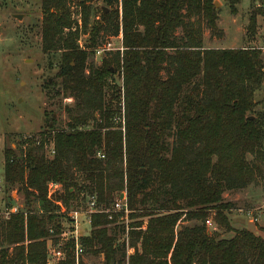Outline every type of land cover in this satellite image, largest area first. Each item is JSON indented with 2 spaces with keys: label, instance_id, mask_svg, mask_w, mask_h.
<instances>
[{
  "label": "trees",
  "instance_id": "trees-1",
  "mask_svg": "<svg viewBox=\"0 0 264 264\" xmlns=\"http://www.w3.org/2000/svg\"><path fill=\"white\" fill-rule=\"evenodd\" d=\"M71 1L40 2L41 49L59 53L45 84L72 104L64 106L63 128L44 111L43 131L4 147L5 185L23 196L30 213L0 218V264H46L44 239L57 220L46 197L50 182L61 186L53 198L67 207L94 196L109 209L125 192L132 253L126 255L116 216L93 214L82 239L84 252L102 255L103 264H264V239L233 230V205L223 199L263 171L256 161L264 162V110L255 111L254 95L264 84V50L205 48L204 28L218 30L212 0H78L81 30ZM94 1L108 11L100 10L82 47L77 39ZM255 31L252 14L247 32ZM104 33L121 35L122 51L89 64ZM210 216L233 235L207 233Z\"/></svg>",
  "mask_w": 264,
  "mask_h": 264
},
{
  "label": "rangeland",
  "instance_id": "rangeland-1",
  "mask_svg": "<svg viewBox=\"0 0 264 264\" xmlns=\"http://www.w3.org/2000/svg\"><path fill=\"white\" fill-rule=\"evenodd\" d=\"M41 0H0V171L3 169L4 147L15 148L24 138L36 135L45 129L44 111L50 113L57 129L67 122L64 106L72 104L70 98L54 96V90L46 81L57 72L59 53H45L41 49ZM217 13V32L204 28L203 46L210 49H238L254 47L264 50V0H212ZM71 17L81 30V14L78 0L70 3ZM88 28L78 39V45L88 43L90 27L100 16V10L108 11L101 1L91 3ZM255 17V34L247 32L250 15ZM14 15H20L16 18ZM98 49L90 56L89 64H100L103 55L122 51L121 35L104 33L97 39ZM98 51V52H97ZM164 78V72H162ZM117 87L122 79L112 77ZM255 111L264 110V84L255 92ZM121 118V117H120ZM118 119V117H116ZM119 120V119H118ZM169 137L167 143H171ZM264 150V145H263ZM253 161V156H248ZM262 172L245 188L223 193L224 201L233 207L227 213L233 230L246 229L264 239V162L256 161ZM7 186L0 194V209L6 203ZM22 198V195H19ZM20 198V199H21ZM80 206V204H79ZM36 211V204L32 208ZM212 222L207 233L216 232L219 238L228 239L233 233L219 228ZM183 225L179 222L177 229ZM120 226V225H119ZM117 236L122 239L121 231ZM83 264H103L102 255H82Z\"/></svg>",
  "mask_w": 264,
  "mask_h": 264
},
{
  "label": "built area",
  "instance_id": "built-area-1",
  "mask_svg": "<svg viewBox=\"0 0 264 264\" xmlns=\"http://www.w3.org/2000/svg\"><path fill=\"white\" fill-rule=\"evenodd\" d=\"M98 52V51H97ZM50 157L53 155V150L47 152ZM98 156L102 158V155ZM5 180L3 171H0V194L5 191ZM61 192V186L57 183L50 182L47 185V199L55 206L57 215L56 226L48 228V236L44 239L46 247V264H61L68 258L73 264H81L82 255L84 254V246L82 239L87 237L91 230V216L93 214L104 213L109 221H112L115 216V225H122L124 228V241L126 243V255L132 253V249L127 246V230H128V215L130 210L127 206L125 192L117 194L113 204L109 209H101L96 203L94 196L86 198L84 204L76 207H67L62 201L55 200L53 195ZM16 189L9 190L6 203L0 209V218L8 220L11 216L22 214L24 218L30 213L29 209L24 204L23 196ZM21 198V199H20ZM32 206V205H31ZM35 213L41 215L42 211L36 205ZM207 226H211L210 219L205 221Z\"/></svg>",
  "mask_w": 264,
  "mask_h": 264
},
{
  "label": "water",
  "instance_id": "water-1",
  "mask_svg": "<svg viewBox=\"0 0 264 264\" xmlns=\"http://www.w3.org/2000/svg\"><path fill=\"white\" fill-rule=\"evenodd\" d=\"M16 18H20V15H14ZM141 172H143V170H141Z\"/></svg>",
  "mask_w": 264,
  "mask_h": 264
},
{
  "label": "crops",
  "instance_id": "crops-1",
  "mask_svg": "<svg viewBox=\"0 0 264 264\" xmlns=\"http://www.w3.org/2000/svg\"><path fill=\"white\" fill-rule=\"evenodd\" d=\"M255 235H257L256 233H255ZM258 236V235H257Z\"/></svg>",
  "mask_w": 264,
  "mask_h": 264
}]
</instances>
